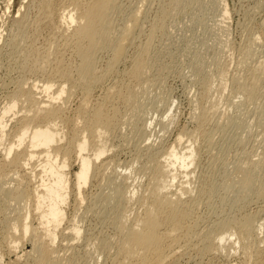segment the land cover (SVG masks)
<instances>
[{
	"label": "rangeland",
	"instance_id": "rangeland-1",
	"mask_svg": "<svg viewBox=\"0 0 264 264\" xmlns=\"http://www.w3.org/2000/svg\"><path fill=\"white\" fill-rule=\"evenodd\" d=\"M5 1L0 0V112L17 96L21 82H25L26 87L33 82L42 86L53 77L49 74L51 64L43 66L42 70L36 69L41 63L39 55L46 56L45 48L50 42L58 43L64 51L61 43L73 29V26L57 25L63 11L71 10L70 0H55L52 13L42 8L38 0ZM23 4L29 6L25 9L29 22L26 30L36 33V55L26 61L17 59L22 42L15 48L10 45V40L19 33L14 22L19 18L18 11ZM119 6L112 15L115 33L112 37H119L128 15L138 9L141 14L138 29L132 35L134 43L131 36L129 44L126 42L127 54L115 73H111L108 66L113 43L100 46L95 55L102 78L92 87L91 102L103 99L119 80L127 82L125 73L145 44L148 45L147 70L140 82H132V88L125 90V96L132 97L131 103L121 104L112 96L129 118L124 114L119 126L106 136L107 146L114 145V148L107 147L111 150L103 159L114 161L102 171L101 176L105 178L99 176L102 182L96 179L85 187L83 202L77 204L73 197L69 200L68 215L61 226L68 236L59 235L54 246L60 254L58 264H120L114 261L121 245L117 226L123 216H126L127 226L133 224L146 207L140 201L148 198L151 192L147 155L152 151L168 150L180 132L184 135H180L183 145L177 147L181 150L192 141L197 160L189 168V175H179L171 190L177 191L178 185L187 180L189 185L186 187L191 193L182 198L188 200L190 207L196 206L191 208L187 220L191 228L190 240L167 248L168 257L160 264H256L254 258L245 256L236 237L224 242L226 249L223 250L214 249L207 238L219 234L221 230L217 226L222 221L252 215L257 217L256 223L264 222V169L257 171V177L248 188L240 186L248 171L244 167L256 161L264 164V0H119ZM45 16H48L46 24L43 23ZM152 26L154 32L150 35ZM55 47L60 49L54 44L53 50L57 51ZM52 58L50 55L49 59ZM240 84L253 85V102L240 93ZM83 98L82 90L76 89L65 104L67 116L75 115ZM22 111L19 104L14 111L19 113L16 118L23 114ZM200 116L205 120L203 125L198 124ZM10 121L7 131L13 129L17 120L11 118ZM63 131L69 134L68 129ZM8 139L3 143L6 146L12 142V136ZM3 148L0 147V159ZM70 163L69 177L74 179L78 161L73 157ZM39 165L40 162L34 160L31 170L30 167L26 170L38 172ZM242 166L246 172L240 170ZM19 178L13 175L10 181L8 177V181L4 180L0 185L5 183L2 188L6 189L13 187ZM113 179L126 182L129 187L125 186L127 198L136 193L129 198L128 204L125 203V210L123 206L119 207L116 198L106 203L114 191L109 181ZM203 192L210 194L202 195ZM24 207V202L0 195V256L5 264H36V256L28 255L33 247L32 235L40 234L35 230L39 223L36 218L29 219L32 230L21 239L18 248L11 247L12 239L7 237L13 220L25 212ZM32 208L33 203L29 202L28 209ZM120 208L127 213H120ZM76 223L82 233L74 240L70 228ZM259 239L264 240V227ZM260 246L264 248V243ZM127 254L131 259H126L124 264H142L143 251L132 250Z\"/></svg>",
	"mask_w": 264,
	"mask_h": 264
},
{
	"label": "bare ground",
	"instance_id": "bare-ground-1",
	"mask_svg": "<svg viewBox=\"0 0 264 264\" xmlns=\"http://www.w3.org/2000/svg\"><path fill=\"white\" fill-rule=\"evenodd\" d=\"M10 1L6 0L5 2ZM37 2L47 12L51 11L52 13L55 0H38ZM24 4L18 11L19 18L14 22L19 33L10 40V45L14 48L21 42L23 43H21L23 47L17 55V59L22 61L31 60L36 55L34 49L36 33L26 30L29 27L27 24L29 22L25 9L29 6ZM70 6L71 10L65 9L57 23L59 27L63 28L73 26L70 36L64 38L61 43L64 51L55 42L54 44L58 45L60 49L55 47L57 51L53 50L54 44L50 42L45 48L46 56L39 55L41 63L36 69L39 71L41 68L44 69L43 66L51 64L49 74L53 77H49L42 86L38 82H33L26 87L27 84L21 82L18 85L17 96L11 99L0 112V147H4L3 158L0 159V182L8 181V177L10 181L13 175L20 177L13 187L2 188L3 185L5 186V183H2L0 195L8 200L25 203V212L13 220L15 222L12 223L7 237L12 239L11 245L13 246L11 247L18 248L21 239L30 234L32 230L29 219L36 218L39 223L35 230L40 231V234L32 235L33 247L28 253V255L36 256V264H58L60 262L59 251L54 246L59 235L68 236L61 226L68 215L69 200L73 197L75 203L83 202L86 199L85 187L91 182L94 183L96 179L99 181V176L103 174L102 171L111 166L113 159L110 158L109 161L103 159L111 150L107 148L109 146L106 143V136L119 126L123 116L126 115L119 108L117 101L124 105L132 102L131 96V98L125 96V90L132 88V82H140L147 70L145 55L148 45L145 44L125 73L127 82L119 80L110 90L108 89L109 91L103 99L95 103L91 102L92 87L99 84L102 78L98 72L95 53L100 49V46L107 47L113 43L108 66L111 73L117 72L118 65L122 63L121 61L127 54L128 41L138 29L137 21L141 12L137 9L131 16L128 15L129 18L122 25L121 31L118 29L119 37L114 39L115 37H112L115 34L112 27V15L120 8L119 0H70ZM47 18L48 16L44 17V24L47 23ZM141 30L140 32H142ZM153 32L152 26L150 35ZM66 53H70L68 54L70 55L69 60ZM50 55H53L51 60L49 59ZM103 73L105 74V72ZM239 86L240 93L247 100L253 102V85L243 86L240 84ZM78 88L82 90L84 98L76 109L75 115L69 117L66 114L65 104ZM112 96L118 100L115 102ZM19 104L22 105L23 114L16 118L19 113L14 111L18 109ZM128 115L126 116L129 118ZM10 117L17 121L13 129L7 131L8 123L11 122ZM197 121L199 125H203L205 122L201 116L197 118ZM64 128L68 129V135L63 131ZM180 135L181 132L168 150L154 153L152 151L149 156L147 155L151 169V192L148 198L140 201L143 205L146 204V207L134 223L127 226L126 216H123L117 226L121 245L114 260L116 263L124 264L126 259H131L128 252L141 250L144 254L140 258V263L160 264L168 257L165 253L167 248H172L179 242L181 244V241L187 240L188 242L190 240L191 228L187 225V220L190 217L191 208H194L196 204L190 207L188 200L182 198L183 195L191 193V189L186 187L189 182L187 180L179 182L178 187H180L177 191L171 189L179 175L184 174L186 177L189 175V168L197 160V150L192 141H188L189 145L179 150L177 145H183L181 143L183 132L182 137ZM11 136L12 142L7 146L4 145L3 143ZM110 147L113 149L114 145ZM147 151H150V148ZM73 157L78 161V170L75 172L74 179L69 177L70 171H68ZM34 160L40 162V171L36 172L35 169H32V172L28 173L27 168L30 167L31 170ZM260 169H264V164L259 161L252 162V165L247 168L244 167L247 172L243 170L242 166L240 170L246 172L240 183L242 189L248 188L253 183L254 178L257 177L255 174ZM20 172H24L23 176L19 175ZM115 180H109L113 182H110V185L113 184L114 191L107 198L106 203L109 204L112 199L116 198L120 202L119 207L123 206L122 209L125 210V203L129 198L132 199L136 193L133 192L127 198L126 182L122 180L119 183ZM204 189L202 191H205ZM209 194L210 192L202 193V195ZM29 202L33 203V208L30 210L28 209ZM122 209L120 208V213L125 212ZM256 218V216L244 215L237 220L222 221L217 226V229L221 230L219 234L208 237L207 242L214 249L223 250L226 249L224 242L234 236L236 242L239 241L242 244L245 256L254 258L256 264H264V248L261 249L260 246L264 240L259 239L264 222L256 223ZM70 230L73 239H79L82 233L81 227L76 223ZM0 264H5L1 256Z\"/></svg>",
	"mask_w": 264,
	"mask_h": 264
}]
</instances>
